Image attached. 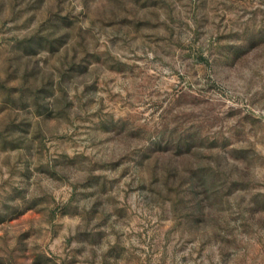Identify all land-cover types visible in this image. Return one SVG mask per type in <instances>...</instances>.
I'll use <instances>...</instances> for the list:
<instances>
[{
  "label": "rangeland",
  "instance_id": "rangeland-1",
  "mask_svg": "<svg viewBox=\"0 0 264 264\" xmlns=\"http://www.w3.org/2000/svg\"><path fill=\"white\" fill-rule=\"evenodd\" d=\"M0 264H264V0H0Z\"/></svg>",
  "mask_w": 264,
  "mask_h": 264
}]
</instances>
